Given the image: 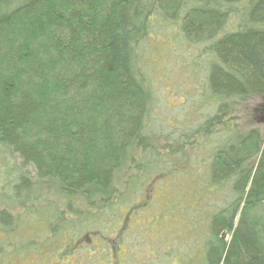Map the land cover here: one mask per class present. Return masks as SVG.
Returning <instances> with one entry per match:
<instances>
[{"label": "trees", "instance_id": "1", "mask_svg": "<svg viewBox=\"0 0 264 264\" xmlns=\"http://www.w3.org/2000/svg\"><path fill=\"white\" fill-rule=\"evenodd\" d=\"M233 15L238 27L226 32ZM170 28L214 58L203 262L264 264V0H0V145L68 196L115 194L125 163L143 171L131 150L152 146L145 51ZM108 211L89 213L101 232ZM0 225H11L8 213Z\"/></svg>", "mask_w": 264, "mask_h": 264}, {"label": "rangeland", "instance_id": "2", "mask_svg": "<svg viewBox=\"0 0 264 264\" xmlns=\"http://www.w3.org/2000/svg\"><path fill=\"white\" fill-rule=\"evenodd\" d=\"M226 27V32L237 29L235 15ZM175 34L171 28L158 31L145 51L152 146L145 154L131 150L129 160L145 159L143 171L125 163L112 180L115 194L92 196L90 202L68 196L0 145V212L11 218L10 226L0 225V264H204L215 201L211 134L203 135L202 128L215 108L208 84L214 58L208 43ZM175 142L181 151L170 155L168 146ZM95 210H109L113 217L98 238L91 232L99 221L89 216ZM53 211L75 222L55 220Z\"/></svg>", "mask_w": 264, "mask_h": 264}, {"label": "flooded vegetation", "instance_id": "3", "mask_svg": "<svg viewBox=\"0 0 264 264\" xmlns=\"http://www.w3.org/2000/svg\"><path fill=\"white\" fill-rule=\"evenodd\" d=\"M119 211V210H118ZM54 212V219L55 220H60V219H62L61 217L59 218V216H57V215H59V214H57L55 211H53ZM133 212V211H132ZM53 215H52V217L51 218H53ZM75 217H77V215H75ZM126 220H128V219H126ZM67 222V223H73V222H75V219L74 220H64V219H62V223H64V222ZM112 225V224H111ZM109 226V225H108ZM120 226L122 227V225H120V224H117L115 227H116V230H114L115 232L117 231V228H118V230H119V228H120ZM59 227L60 226H57V227H55V229H52L53 230V234H54V237H56V235H55V233L57 232V229H59ZM94 229V231L93 232H91V234H92V236H93V238H98V237H100V235H102V232L100 231V230H98L97 228H93ZM105 232V231H104ZM117 232H119V231H117ZM119 234V233H118ZM63 235V234H62ZM61 235V236H62ZM93 238H91V237H87V242L88 243H90V242H92V240H93ZM123 239V238H122ZM108 246V245H107ZM126 264H131L128 260H126ZM122 263H123V261H122Z\"/></svg>", "mask_w": 264, "mask_h": 264}, {"label": "water", "instance_id": "4", "mask_svg": "<svg viewBox=\"0 0 264 264\" xmlns=\"http://www.w3.org/2000/svg\"><path fill=\"white\" fill-rule=\"evenodd\" d=\"M264 106V105H263Z\"/></svg>", "mask_w": 264, "mask_h": 264}]
</instances>
